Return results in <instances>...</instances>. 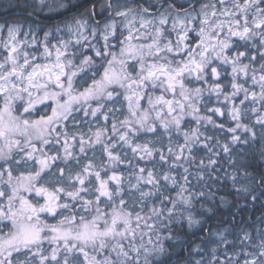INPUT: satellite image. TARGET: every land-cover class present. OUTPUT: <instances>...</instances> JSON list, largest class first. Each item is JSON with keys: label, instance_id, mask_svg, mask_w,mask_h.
<instances>
[{"label": "snow or ice", "instance_id": "6c2138e0", "mask_svg": "<svg viewBox=\"0 0 264 264\" xmlns=\"http://www.w3.org/2000/svg\"><path fill=\"white\" fill-rule=\"evenodd\" d=\"M32 7L76 14L42 39L0 23V264H264V216L214 247L173 232L227 203L214 186L228 181L264 206V0ZM38 106L51 115L32 119Z\"/></svg>", "mask_w": 264, "mask_h": 264}, {"label": "trees", "instance_id": "16d2710c", "mask_svg": "<svg viewBox=\"0 0 264 264\" xmlns=\"http://www.w3.org/2000/svg\"><path fill=\"white\" fill-rule=\"evenodd\" d=\"M7 1L9 3H7L5 0H0V22H13L18 20L26 25L28 22L33 21L35 23L33 30L37 32L38 39H42L45 31L52 30L54 26L63 25L66 21H70L71 15L76 14V10H73L72 13H66L64 15H58L55 13L49 14L46 10L40 11L32 7V5L35 3V0ZM74 2L87 5L89 0H74ZM150 2L152 3L151 0ZM184 2L185 0H180V3ZM6 6H8L7 12L4 10ZM192 38L194 39V37ZM50 40H52V38ZM240 50L244 49L241 48ZM229 78L230 76H225L222 74V81L225 85L228 83ZM88 83L89 81L86 84ZM40 109L41 108H38V110L34 112L32 116H41L43 114H47L46 111H41ZM214 119L217 118L214 117ZM217 122L220 123L223 121L217 120ZM69 127L71 128V125H69ZM78 127H80L85 132L87 131V128H85L83 125H78ZM191 127H195V124H192ZM207 128L208 131L206 134L215 135L221 143H227L230 140V135L228 133L218 132L214 130L211 125L207 126ZM72 130L74 131L75 129ZM173 140L174 143H182V138L174 137ZM88 155L91 156L92 153L89 152ZM96 155L99 159L101 155L99 150H97ZM201 155H203V153H201ZM81 162L83 163L84 161L82 160ZM221 163H223L225 171H233V169L228 166L227 157H225L223 153H221ZM57 164L63 166L60 161H57ZM141 166L151 168L152 164H145L144 162H141ZM55 167L56 165H53V170ZM21 170L25 171V169H20V171ZM119 171L126 173L127 169L121 167ZM247 171L249 173L255 174V169L253 168H248ZM101 175L103 176V173H101ZM221 175L223 174L221 173ZM214 187L219 189L216 195L218 197L224 196L227 200V203L220 204L219 200H217L213 204H205V208H211L210 212L200 209V206L197 205V218L203 221V225L201 227H194L190 230L186 224H181L180 226H174L173 228L174 234L178 235L180 239L186 241L190 245H203L206 243L209 246L214 247L215 245L212 243V241L217 239V233H225L228 235L229 240H234L236 236L241 234L242 230L246 229L247 231L251 232L253 228L259 229L261 226L258 218L264 216V206H261L259 202H257L255 206H245V201L242 198L237 197L230 181L215 185ZM42 201L43 200L41 199L40 202ZM42 218L48 220L49 223L56 222L54 218L46 214H42ZM5 230L6 229H4V231ZM168 246L171 247L170 244Z\"/></svg>", "mask_w": 264, "mask_h": 264}, {"label": "rangeland", "instance_id": "374dc122", "mask_svg": "<svg viewBox=\"0 0 264 264\" xmlns=\"http://www.w3.org/2000/svg\"><path fill=\"white\" fill-rule=\"evenodd\" d=\"M7 3H9L7 0H5ZM152 1V3H157L158 2V0H151ZM0 23H2V22H0ZM26 26L27 27H32V28H34L35 27V23L33 22V21H31V22H28V24H26ZM60 27L61 28H63V25H60ZM55 35V34H54ZM60 35H63V33H61ZM52 38V40H50V43L51 44H56L57 43V41H58V38H53V37H50L49 39H51ZM65 39H67V37L65 36L64 37ZM27 51H29V53H30V55H36L37 57H41L42 56V48H40L39 47V45L37 46V48H28L27 49ZM54 57H55V52L53 51V56L51 57V58H49L48 60H45V59H39L37 62H39V63H48V62H52V61H54ZM130 63H134V62H130ZM90 84V81H89V83L88 84H86V85H84L85 87H87L88 85ZM82 90V89H81ZM48 103H52V102H48ZM143 103V102H142ZM43 106H38V108H42ZM47 114H43V115H51V111H50V109H48L47 111ZM39 117L40 116H32L31 118L32 119H39ZM21 169H24V168H21ZM21 171H23V170H21ZM25 171H26V169H25ZM16 173L14 172V175H15ZM43 202V201H42ZM41 202V203H42ZM5 232H7V229L5 230Z\"/></svg>", "mask_w": 264, "mask_h": 264}]
</instances>
